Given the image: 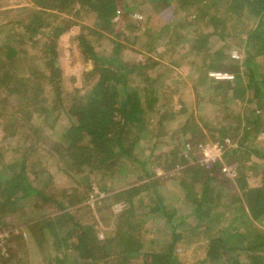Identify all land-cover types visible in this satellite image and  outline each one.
<instances>
[{
    "label": "trees",
    "instance_id": "trees-1",
    "mask_svg": "<svg viewBox=\"0 0 264 264\" xmlns=\"http://www.w3.org/2000/svg\"><path fill=\"white\" fill-rule=\"evenodd\" d=\"M142 1L162 4L160 8L153 7L146 16L150 27L142 32V41L152 37L155 45L169 44L171 48L174 36L180 39L182 50L189 49L200 57V65L195 67L194 61L191 62L196 73L191 78L195 101L198 105L211 103L217 118L200 117L198 124L193 110L182 99L177 100L176 112L155 109L148 80L156 63L145 68L122 63L120 59L125 46L118 38L123 35L122 26L131 20L133 11L127 0H30L32 5L18 8V19L0 23V138L12 137L15 141L13 147L0 151V222L31 201L36 213L24 225L36 250L43 255V264H136L132 259L137 256L141 260L139 264H183L175 247L183 231L195 232L202 222L203 257L194 264H264V187L248 186L242 165L233 168L224 158L230 170L238 169L234 177L221 172L224 159L195 163L182 171L181 178L176 174L161 177L137 153L147 143L150 151L157 142L161 144L169 135L165 123L179 117V127L174 132L180 136L181 147L171 146L165 154L164 161L169 165L165 170L186 162L182 156L185 144L191 159H195L191 154L203 151L198 146L202 144H198L200 141L222 144L223 157L244 150L264 158V149L260 152L253 147L257 135L264 133V101L261 102L264 65L258 61L264 55V0ZM80 10L89 12L94 25L111 33L113 39L110 54L105 56L82 34L76 37L83 59L91 65L83 74L86 86L74 93L63 91L60 85L55 40L73 24L61 20V15H76ZM9 12L0 9V16ZM114 17L116 22L112 20ZM16 26L21 30L14 32ZM125 27L130 32L140 29L131 22ZM87 30L101 35L91 28ZM231 37L242 41L246 54L241 61L230 56L228 38ZM23 42L29 45L27 49L20 48ZM31 48L41 49L42 62L29 58ZM12 64L14 69L2 68ZM134 70L138 78L131 80L129 74ZM220 71L231 77L216 78L208 74ZM12 95H18L19 99L9 105L5 98ZM253 100L261 111L250 108ZM57 119L63 126L53 129ZM150 119L159 126L156 134L149 130ZM201 125L209 130L212 141H204ZM225 139L234 144L227 150ZM25 142L29 146L24 148ZM33 144L41 148L44 162L30 155ZM7 153L12 154L11 159L6 157ZM47 165H52L56 173H66L64 177L70 180L76 179V173L85 174V168L113 170V173L127 170L130 174L138 166L137 177L145 180L115 192V199H123L120 202L123 208L117 215L113 234L101 240L90 225L74 221L72 209H67L63 198L50 192L53 173ZM42 173L44 176H40ZM162 179L173 180L178 186L180 195L170 205L164 203L163 195L166 192L172 196L177 190L168 192L161 186L162 190L157 185ZM150 192L154 198L148 196L151 203L149 214L145 215L141 213L145 207L137 211L141 204L136 202L143 193ZM179 204L187 205L188 215H177ZM189 216L195 217V225L186 221ZM150 219L154 224L164 219L162 223L170 236L156 252L145 245L149 234L145 223ZM15 236L24 242L21 235ZM149 244L153 240L149 239ZM110 249H114L113 254Z\"/></svg>",
    "mask_w": 264,
    "mask_h": 264
},
{
    "label": "rangeland",
    "instance_id": "rangeland-1",
    "mask_svg": "<svg viewBox=\"0 0 264 264\" xmlns=\"http://www.w3.org/2000/svg\"><path fill=\"white\" fill-rule=\"evenodd\" d=\"M173 1L174 0H172L171 3ZM127 3L131 8H133L132 15L130 16L131 20H128L127 22H131L134 26L138 25L140 29L134 28L130 32L129 30H127L128 28L125 27L127 22L124 24V26H122V29L124 28V33L118 39L122 44H124L125 48H122L120 59L122 63H126L128 65L140 64L144 65L145 68H149L148 66H150L152 62L156 63V65L152 69L153 71L151 70L149 74L150 78L148 80V82L151 83L152 88L150 98H155V109H157L158 112H176V110H178L177 100L182 99L185 101L186 105L190 106L193 110V114L197 119L198 124H200L201 122L200 117L214 120V118L217 116V113L213 110V105L206 102H202L198 105L195 101V94L193 92L194 89L192 87L193 83L191 82V78L194 79L196 73L191 67V62L194 61V64H192V66L196 67L200 65V57L195 56L194 52H191L189 49L182 50L180 39L177 40L174 36L171 42L174 44L171 46V48L168 47L169 44L167 46L168 48L161 45H155L154 43H152V37L147 40L145 39L146 41H142V32L145 31L146 28L149 29L150 27V24H147L146 16L150 13L153 7L160 8L162 4L158 1L149 4L146 1L143 2L142 0H127ZM0 5V9L11 10L9 14L7 13V16H0V23H4L8 20L18 19V8L28 7L32 5V3L30 2V0H0ZM21 15L22 14H20V17ZM64 15H61L63 17L61 18V20L65 19L67 20L66 23L73 24L71 25L70 30L68 29L55 40L57 50L56 60L57 66L60 69L59 76L61 80L60 85L62 87V90L75 93L79 90L82 91L84 86H86L87 81H85V78H83V74L85 70L88 69L91 65L90 62L87 63L83 59L81 47L76 37L79 34H82L86 37L87 40H89V42L94 46L97 52L105 56H109L112 47V43L110 42V40L113 39V35L111 33H106L105 31L96 27L94 25L93 16L89 12L80 10L76 15H72V13ZM112 20L113 22H116L117 17H114ZM17 26L15 27V29L13 28L14 32H16V30H21V27L19 28ZM89 28H91L92 31H98L97 33H100L101 35L98 36V34H91V32H88L87 30ZM112 28H116V25H113ZM50 39H52V37ZM228 42L231 46L230 56L235 60L241 61L240 59L243 58L246 54L245 49H243L242 41L231 37L228 38ZM77 44L79 45V47H77ZM176 44H179V46H177ZM28 47L29 45L24 42L20 45L21 49H27ZM39 51H41L40 48H31L28 54L29 58L35 59L36 62H42V56L44 54H41ZM258 61L262 62L264 65V55L259 56ZM7 67L14 69L13 64L10 66H3L2 68L7 69ZM16 69H19V67H17ZM240 70H242V66H240ZM10 73H14V70ZM208 74L216 78H218L216 75H227L228 77L225 78L231 77L229 73H223L221 71L209 72ZM129 75L131 80H135L136 78H138L137 70H134ZM18 95L7 96V98L5 99L7 100V103L9 105H13L15 104V102H18ZM263 101L264 98L261 100V102L263 103ZM2 105L5 106L3 103ZM251 106L261 111V109L258 108L257 103H254V100L250 103V108H252ZM234 108L238 109V107ZM0 118L2 117L0 116ZM180 120L181 119L177 117L165 123L166 130L168 131L169 135H166V137L161 140V144L157 142L152 151L149 150L148 146H150V144L147 143L145 144L143 150L137 152L139 153L141 159L146 162L147 167L157 174L156 176L165 177V175L167 174H176L181 178L184 176V173L182 171L186 167L194 166L195 163L198 162H207L204 151L193 152L191 155L194 156L195 159H191L189 153L190 151L187 150L188 148L185 144L182 149V156L185 158L186 162L183 165H175L169 170L164 169L165 166H169L165 163L164 160L165 154L169 151L170 147H181V143L179 140L180 136H177L176 132H174V130L179 127L178 124ZM149 122H151V125L149 127L150 132L154 133L155 131L156 134V132H158L157 128H159V126H157V124L155 123L156 120L153 121L150 119ZM60 126H63L61 120L57 119L56 122H53V129H59ZM201 130L202 134H200L204 136V141H212L210 139L211 135L209 133V130L204 125H201ZM49 131L51 132V129L47 130L46 133L48 134ZM170 133L172 135L174 134L177 137L170 135ZM187 137H189V134L187 135ZM14 142L15 141H13L12 137L6 140L0 138V151L9 149L8 147L10 145L13 147L15 144ZM27 143L28 142H25L24 148L26 146H29ZM225 143L228 144L225 147L226 150L229 149L230 146L234 145H230V139H225ZM198 144H200L198 146L203 147L205 146L206 141H200ZM220 146L222 152L224 146L222 144H220ZM33 147L35 148V151H32L34 150ZM253 147L260 152L264 149V133L257 135L255 142L253 143ZM27 148L28 151H30L31 149L30 155H33L34 160L40 161V163L44 162V160H41L43 159L40 153L41 148H37L36 146H34V144L30 149L29 147ZM17 156L19 157L20 154H18ZM6 157L11 159L12 154L7 153ZM224 158H226V160H229L233 168L238 167V165L243 166L242 173L244 172L245 174V180L248 186L264 187V158H258L253 154L249 155L248 152L244 150H239L237 153L230 152L226 157H223L220 153V157L218 159L223 160ZM223 162L225 163V159L223 160ZM224 163L221 166V172H223L222 167L227 165V163ZM134 168H136V171L130 174H128L127 170L113 173V170H111V172H106L101 170L97 171L94 168H85L86 172L85 174L81 173V176L78 175V173L74 175V171L69 172L72 173L76 178L74 180H70L68 178H65L67 177L66 173L61 174L60 172H58V174L54 171L52 165H50L48 166V170H52L53 173V181L50 184V192H53L58 197L63 198L62 202L67 206V209H72L71 212L74 215V221L81 224L90 225L93 228L96 237L103 240L107 236L113 234L114 229L118 223L117 215L123 208V205L120 204L123 199H115V192L132 184H139L143 182L142 180H145L144 178L137 177L140 173V169L138 168V166H135ZM227 170L229 171L223 173H225V175L228 177H234L235 173L238 171V169L230 170V168L228 167ZM40 176H44V173L40 174ZM76 180L79 181V184L76 183ZM172 181L173 180L162 179L157 184L160 185V187L162 186L164 191L172 192L173 189L177 190V193L173 194L172 196H170L166 192L164 193L163 199H165L163 201L165 204L169 203V205L174 203L180 195L178 193V186L176 184H173ZM64 195H66V197H64ZM148 196H152V198H154V195L151 192L150 194L143 193L140 199L136 202L141 204L139 207V204L137 205V207L139 208H137V211L140 212L141 208L143 206L145 207L144 211H141V213L145 215L149 214L148 205L150 206L151 203ZM68 199H71L73 201V204H70ZM32 206L33 205H31V201H28L24 208L20 209V211H18L17 213H13L9 218L4 219V222H0V263L43 264V255L41 256V254H39L36 250V245H34L29 238L27 228L24 225L26 224L25 222L28 220V218L36 213V210L34 212V208ZM177 209L178 216H186L190 212L186 204H179L177 206ZM132 218L133 217H131L130 219ZM157 221L158 223L154 224L151 223L154 222V220L150 219L147 221V223H145L149 231V234L147 235L148 239H146L145 245H150L151 250H154L155 252L158 250L160 251L162 249L161 247L164 246V242L168 241L170 238L169 233L167 232V230H165V228L167 227L162 223L165 220L160 219ZM186 221L192 224L191 226H193L195 225L196 219L194 216H189ZM201 225L203 227L204 223L202 222ZM161 227H163L164 229H162ZM202 227L198 228V230H196L195 232L189 230L183 231L180 238L181 241L175 247L178 258L181 259L183 264H194L195 262H199L200 260H202V249L204 246L202 244L205 243V237L203 235V232L201 231ZM16 234L21 235V238L24 239L23 243L20 239L18 240V237L15 236ZM149 239L153 240L152 245L149 244ZM111 250L114 249H110V253L113 254ZM53 255L50 257L51 259L53 258ZM190 260H192L193 263H191ZM132 261H136V264H139L141 262L139 256H137V259H132Z\"/></svg>",
    "mask_w": 264,
    "mask_h": 264
},
{
    "label": "built area",
    "instance_id": "built-area-1",
    "mask_svg": "<svg viewBox=\"0 0 264 264\" xmlns=\"http://www.w3.org/2000/svg\"><path fill=\"white\" fill-rule=\"evenodd\" d=\"M218 78L222 77H228L227 75H216ZM205 155H206V161H213L215 159H218L220 157L221 153V146L217 143H206L205 146L202 147ZM223 172H228L226 166L222 167Z\"/></svg>",
    "mask_w": 264,
    "mask_h": 264
}]
</instances>
